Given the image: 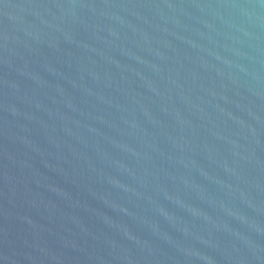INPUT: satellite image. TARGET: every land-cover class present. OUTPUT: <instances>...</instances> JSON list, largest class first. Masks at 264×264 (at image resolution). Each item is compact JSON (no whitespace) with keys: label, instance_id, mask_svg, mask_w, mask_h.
I'll use <instances>...</instances> for the list:
<instances>
[{"label":"water","instance_id":"95a60500","mask_svg":"<svg viewBox=\"0 0 264 264\" xmlns=\"http://www.w3.org/2000/svg\"><path fill=\"white\" fill-rule=\"evenodd\" d=\"M0 264H264V0H0Z\"/></svg>","mask_w":264,"mask_h":264}]
</instances>
